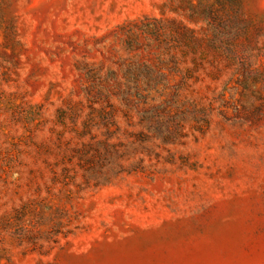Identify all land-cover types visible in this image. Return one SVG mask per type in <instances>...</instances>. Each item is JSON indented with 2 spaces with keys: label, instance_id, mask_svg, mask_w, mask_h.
Wrapping results in <instances>:
<instances>
[{
  "label": "rangeland",
  "instance_id": "rangeland-1",
  "mask_svg": "<svg viewBox=\"0 0 264 264\" xmlns=\"http://www.w3.org/2000/svg\"><path fill=\"white\" fill-rule=\"evenodd\" d=\"M0 264H264V0H0Z\"/></svg>",
  "mask_w": 264,
  "mask_h": 264
},
{
  "label": "trees",
  "instance_id": "trees-1",
  "mask_svg": "<svg viewBox=\"0 0 264 264\" xmlns=\"http://www.w3.org/2000/svg\"><path fill=\"white\" fill-rule=\"evenodd\" d=\"M49 217H50L51 220H56V222H57L58 224H60V225L63 224V222H62V217L55 218V216H53V215H50ZM47 239H49V238H47Z\"/></svg>",
  "mask_w": 264,
  "mask_h": 264
}]
</instances>
